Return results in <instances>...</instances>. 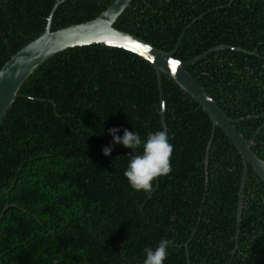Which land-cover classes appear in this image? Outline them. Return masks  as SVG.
I'll use <instances>...</instances> for the list:
<instances>
[{
  "label": "trees",
  "instance_id": "trees-1",
  "mask_svg": "<svg viewBox=\"0 0 264 264\" xmlns=\"http://www.w3.org/2000/svg\"><path fill=\"white\" fill-rule=\"evenodd\" d=\"M51 31L96 19L114 0H61ZM56 0H0V70L45 31ZM113 28L171 52L264 162V0H133ZM181 36H183L181 38ZM172 171L151 193L123 176L130 151L108 157V129L163 131L153 67L120 49L58 53L21 86L0 125V264H264V183L249 167L235 250L242 158L201 106L162 74Z\"/></svg>",
  "mask_w": 264,
  "mask_h": 264
},
{
  "label": "water",
  "instance_id": "water-1",
  "mask_svg": "<svg viewBox=\"0 0 264 264\" xmlns=\"http://www.w3.org/2000/svg\"><path fill=\"white\" fill-rule=\"evenodd\" d=\"M132 1L133 0H114V2L96 19L52 32L51 24L53 15L63 2L61 0H56L48 17L45 31L17 52L0 70V125L7 111L16 100L18 92L25 81L44 62L58 53L75 47L98 45L120 49L139 57L141 60L149 63L155 71L160 101L159 115L161 117L163 131L166 134L167 128L164 119L162 74L168 76L180 89L195 100L211 121L212 130L205 151L204 165L206 166L208 163L209 152L216 128H220L223 131L242 158L243 170L236 210V233L234 237L235 252L241 227L244 187L249 167H251L259 179L264 183V162L251 150V148L255 146L253 138L258 134L260 129L257 130L252 139L246 140L234 127V125L242 122L244 119L233 120L227 117L219 108L215 100L212 99L211 96L185 70V67L194 65L207 58L211 53L220 50H242L240 48L218 46L206 51L191 61L180 62L174 59L173 56L178 50L181 39L177 42L171 52H163L135 36L113 28L116 20L130 6ZM182 37L183 36H181V38ZM186 257L187 264H190L187 251Z\"/></svg>",
  "mask_w": 264,
  "mask_h": 264
},
{
  "label": "clouds",
  "instance_id": "clouds-1",
  "mask_svg": "<svg viewBox=\"0 0 264 264\" xmlns=\"http://www.w3.org/2000/svg\"><path fill=\"white\" fill-rule=\"evenodd\" d=\"M113 127L108 129L111 136L110 144L102 147V155L108 157L114 145H121L130 150L128 162L123 171L128 186L134 191L151 193L154 190L153 181L172 171L170 157L173 145L170 137L161 130L149 132L142 138L137 132ZM173 246L171 239L162 237L155 247H145L142 251L144 259L142 264H164Z\"/></svg>",
  "mask_w": 264,
  "mask_h": 264
}]
</instances>
